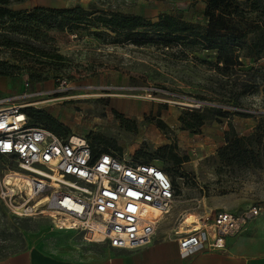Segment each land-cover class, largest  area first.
<instances>
[{"label": "rangeland", "instance_id": "374dc122", "mask_svg": "<svg viewBox=\"0 0 264 264\" xmlns=\"http://www.w3.org/2000/svg\"><path fill=\"white\" fill-rule=\"evenodd\" d=\"M77 7L207 25L206 5L193 0H12L6 8L16 18L0 20V61L12 67L10 76H0V99H12L4 107L34 109L68 136L86 139L94 151L161 168L174 185L175 200L160 232L169 228L174 235L198 223L200 214L228 207L236 213L264 208V59L223 76L212 52L165 47L152 35L139 37L138 46L103 27L46 28L25 21L39 9ZM187 111L207 120L197 130L184 129L179 118L190 119ZM242 137L252 139L256 163L223 161L219 153L227 141ZM46 229L55 230L49 216L16 217L0 205V259ZM59 237L66 247L83 244L78 237Z\"/></svg>", "mask_w": 264, "mask_h": 264}, {"label": "built area", "instance_id": "2783aa9c", "mask_svg": "<svg viewBox=\"0 0 264 264\" xmlns=\"http://www.w3.org/2000/svg\"><path fill=\"white\" fill-rule=\"evenodd\" d=\"M9 102L0 99V205L7 213L50 211L54 229L77 234L87 245H147L175 200L169 176L152 164L94 152L84 138L32 126L21 106L4 107ZM263 211L256 205L241 213L200 214L185 233H174L181 257L225 250L226 239Z\"/></svg>", "mask_w": 264, "mask_h": 264}, {"label": "trees", "instance_id": "16d2710c", "mask_svg": "<svg viewBox=\"0 0 264 264\" xmlns=\"http://www.w3.org/2000/svg\"><path fill=\"white\" fill-rule=\"evenodd\" d=\"M193 1L206 5L207 25L188 23L180 17L170 15H164L158 21L152 22L141 16L88 12L80 7L67 10L39 9L27 14L25 21L29 26L38 25L46 28H63L69 24L78 27H103L124 36L125 40L138 46L143 44L139 37L146 38L152 35L157 38L158 44L165 47L176 44L184 49L212 52L215 56V67L223 76L229 75L231 70L242 67L245 63L258 64L264 59V0ZM11 3L12 0H0V20L16 18V15L6 8ZM11 68L6 62L0 61V76H10ZM254 86L259 84L255 82ZM210 112L224 116L221 110ZM24 113L32 126L44 127L62 137L69 134L61 124L46 114L34 109H26ZM186 115H190L191 118L186 119L185 116L179 118L184 129L197 130L207 120V117L198 111H187ZM236 115L251 117L244 113ZM251 146L253 142L250 137L235 138L227 141L219 155L229 164L247 166L256 163L255 151Z\"/></svg>", "mask_w": 264, "mask_h": 264}, {"label": "crops", "instance_id": "0c3cea01", "mask_svg": "<svg viewBox=\"0 0 264 264\" xmlns=\"http://www.w3.org/2000/svg\"><path fill=\"white\" fill-rule=\"evenodd\" d=\"M214 209L217 210V207ZM226 210L238 212L232 207ZM193 225L185 226L184 230L178 229V233H185ZM55 230L30 234L25 248L0 259V264H264V211L259 217L251 219L241 234L227 238L225 250L204 251L188 258L181 257L172 230L168 228L160 232L159 225L147 245L133 250L83 242L77 248L66 247L60 243L64 240L59 237L62 234L81 238L74 233Z\"/></svg>", "mask_w": 264, "mask_h": 264}, {"label": "bare ground", "instance_id": "6f19581e", "mask_svg": "<svg viewBox=\"0 0 264 264\" xmlns=\"http://www.w3.org/2000/svg\"><path fill=\"white\" fill-rule=\"evenodd\" d=\"M43 203H45V201H43V202H40V204L38 205V207L40 208L42 205H43ZM170 212V210L167 212V214ZM46 215H52V212H50V211H48V212H46ZM191 220V219H190ZM196 221V220H195ZM189 223V222H188ZM194 224H197V223H194ZM182 229V228H181Z\"/></svg>", "mask_w": 264, "mask_h": 264}]
</instances>
